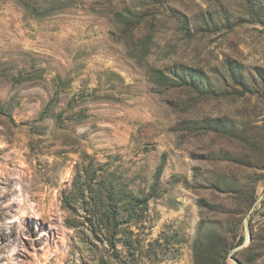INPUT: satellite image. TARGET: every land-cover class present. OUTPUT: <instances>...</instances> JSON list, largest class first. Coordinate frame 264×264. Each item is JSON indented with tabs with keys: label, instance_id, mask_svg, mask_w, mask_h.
Listing matches in <instances>:
<instances>
[{
	"label": "rangeland",
	"instance_id": "rangeland-1",
	"mask_svg": "<svg viewBox=\"0 0 264 264\" xmlns=\"http://www.w3.org/2000/svg\"><path fill=\"white\" fill-rule=\"evenodd\" d=\"M264 264V0H0V264Z\"/></svg>",
	"mask_w": 264,
	"mask_h": 264
},
{
	"label": "clouds",
	"instance_id": "clouds-1",
	"mask_svg": "<svg viewBox=\"0 0 264 264\" xmlns=\"http://www.w3.org/2000/svg\"><path fill=\"white\" fill-rule=\"evenodd\" d=\"M17 249L15 247H13L9 253H8V256H9V261H8V264H18L17 260L14 258V253Z\"/></svg>",
	"mask_w": 264,
	"mask_h": 264
}]
</instances>
